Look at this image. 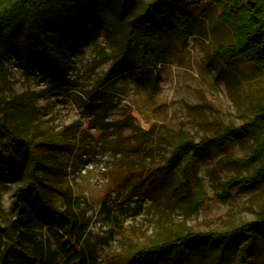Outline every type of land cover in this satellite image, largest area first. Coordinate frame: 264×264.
<instances>
[{"label": "rangeland", "instance_id": "obj_1", "mask_svg": "<svg viewBox=\"0 0 264 264\" xmlns=\"http://www.w3.org/2000/svg\"><path fill=\"white\" fill-rule=\"evenodd\" d=\"M106 1L79 0L47 27L52 34L46 41L63 64L65 82L56 83L49 74L51 60L26 65L25 26L0 42V96L23 102L31 98V107L11 108L17 130L47 143L45 162L58 165L39 170L43 194L54 208L80 215L84 249L90 256L93 251L90 264H126L142 246L180 233L232 229L264 215V181L252 188L226 185L256 167V160L243 162L252 157L250 139L212 147L196 165L185 156L164 173L173 142H198L222 125L248 119L250 94L264 86V68L239 65L228 76L218 74L211 54L219 43L232 42L233 33L219 22L212 5L185 41L177 31L169 33L168 49L142 69L147 74L143 80L130 71L107 81L109 68L124 52L129 28L134 39L140 38L134 13L149 0H129L122 19L108 16V28L96 15ZM59 28H67L71 36ZM0 145L6 151L0 157L14 159L2 134ZM2 172L0 235L8 239L20 233L21 208L23 217L25 211L40 212L50 222L35 202V191L25 195L21 190L29 184L28 174L21 170L16 172L25 173L20 178L8 180ZM105 200L110 212L103 208ZM36 230L57 251L53 226ZM199 246L187 248L190 264H215L202 256ZM261 247L252 264H264V240ZM244 263L239 255L230 264Z\"/></svg>", "mask_w": 264, "mask_h": 264}, {"label": "trees", "instance_id": "obj_2", "mask_svg": "<svg viewBox=\"0 0 264 264\" xmlns=\"http://www.w3.org/2000/svg\"><path fill=\"white\" fill-rule=\"evenodd\" d=\"M77 1L79 0H0V42L9 40L18 26H25L26 65L31 66L37 60H51L53 64L49 74L57 80L56 83L65 82L63 64L46 41L52 34L47 27L58 23L64 10L75 6ZM106 2L107 6L96 15L108 28V16L112 14L120 20L130 6L129 0ZM212 5L217 9L219 22L227 25L233 33L232 42L219 43L211 54L210 61L217 63L218 74L228 76L239 65L264 68V0H149L143 9L134 13L133 21L141 30L140 38L134 39L132 28H129L125 46L123 45L124 52L109 68L106 80L110 81L130 71H136L138 77L143 80L147 74L142 69L155 63L168 49V42L171 40L169 33L177 31L181 40L185 41L188 36L194 34L196 20ZM90 13L94 14L93 10ZM58 31L71 36V31L67 32V28H59ZM1 56L0 48V60ZM31 102L30 97L23 102L18 97L4 99L0 96V134L6 138L8 152L14 158L11 160L8 156H1L0 162L4 166L0 169L8 180L28 174L29 184L21 187V190L25 195H31V191H35V202L41 210L50 215L51 223H45V216L40 212L25 211L23 217L24 210L21 208L18 215L23 229L20 233L17 236L9 234L8 239L0 235V264H90V258L94 257L93 251L90 256L84 249L85 239L80 215L69 209L60 211L54 208L43 194L39 170L55 169L58 165L45 162L44 146L47 143L43 140L34 142L32 135H23L17 130V122L11 108L14 104L31 107ZM249 102L252 112L241 124L222 125L214 135L204 136L198 142L193 139L173 142L171 157L164 167V173H169L173 164L185 156L189 157L190 165H196L207 157L208 150L212 147H221L231 140L250 139L253 141L252 157L243 162L256 160V167L250 174L231 177L226 185L239 183L252 188L263 182L264 86L251 91ZM4 153L6 151L0 147V155ZM159 169L158 167L155 173H158ZM21 170L25 173H16ZM103 208L110 212V205L106 200L103 202ZM137 212L136 214H139V211ZM48 224L54 228L57 251H52L37 235L36 227ZM262 240L264 215L232 229L180 233L174 238L157 241L151 246H142L129 256L126 264H190V249L187 248L197 245H200L198 249L202 256L211 257L215 264H230L239 255L245 259L244 264H252L262 249Z\"/></svg>", "mask_w": 264, "mask_h": 264}]
</instances>
